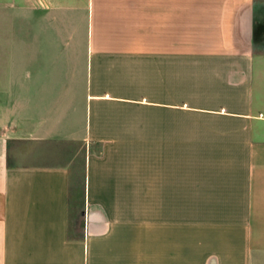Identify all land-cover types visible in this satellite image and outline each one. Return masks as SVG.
I'll list each match as a JSON object with an SVG mask.
<instances>
[{"label":"crops","instance_id":"obj_1","mask_svg":"<svg viewBox=\"0 0 264 264\" xmlns=\"http://www.w3.org/2000/svg\"><path fill=\"white\" fill-rule=\"evenodd\" d=\"M0 47V264H264V0H20Z\"/></svg>","mask_w":264,"mask_h":264},{"label":"rangeland","instance_id":"obj_2","mask_svg":"<svg viewBox=\"0 0 264 264\" xmlns=\"http://www.w3.org/2000/svg\"><path fill=\"white\" fill-rule=\"evenodd\" d=\"M0 0V41L3 39L20 38V0ZM3 48V47H0ZM1 58V56H0ZM20 70V62L6 61L0 59V82L6 80V72ZM11 80V79H9ZM83 183V158L82 154L78 156L74 168L72 195L74 200L79 198V192L82 190ZM74 205V209H75ZM75 224V221H72Z\"/></svg>","mask_w":264,"mask_h":264}]
</instances>
